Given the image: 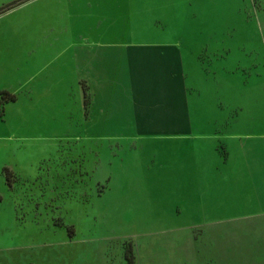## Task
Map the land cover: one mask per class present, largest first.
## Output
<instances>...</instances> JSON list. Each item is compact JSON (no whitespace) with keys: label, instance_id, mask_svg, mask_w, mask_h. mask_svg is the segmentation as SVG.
Here are the masks:
<instances>
[{"label":"rangeland","instance_id":"rangeland-1","mask_svg":"<svg viewBox=\"0 0 264 264\" xmlns=\"http://www.w3.org/2000/svg\"><path fill=\"white\" fill-rule=\"evenodd\" d=\"M86 41L187 46L190 131L93 120ZM0 264H264V0H0Z\"/></svg>","mask_w":264,"mask_h":264},{"label":"crops","instance_id":"crops-1","mask_svg":"<svg viewBox=\"0 0 264 264\" xmlns=\"http://www.w3.org/2000/svg\"><path fill=\"white\" fill-rule=\"evenodd\" d=\"M185 49L182 43L81 42L72 56L76 71L103 97L93 120L108 126L142 128L149 123L190 131ZM112 96L120 97L119 106L108 105Z\"/></svg>","mask_w":264,"mask_h":264},{"label":"trees","instance_id":"trees-1","mask_svg":"<svg viewBox=\"0 0 264 264\" xmlns=\"http://www.w3.org/2000/svg\"><path fill=\"white\" fill-rule=\"evenodd\" d=\"M1 95L3 96V98H2L4 101L3 103H9V102L16 101V97L14 95L7 93V92L2 93ZM6 179H7L8 184H11V177L8 174L6 175Z\"/></svg>","mask_w":264,"mask_h":264}]
</instances>
